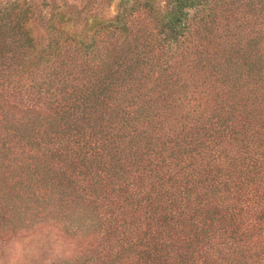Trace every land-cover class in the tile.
Returning <instances> with one entry per match:
<instances>
[{
  "label": "trees",
  "instance_id": "obj_1",
  "mask_svg": "<svg viewBox=\"0 0 264 264\" xmlns=\"http://www.w3.org/2000/svg\"><path fill=\"white\" fill-rule=\"evenodd\" d=\"M31 3L0 0V247L52 227L78 251L52 264H264V0H119L84 33Z\"/></svg>",
  "mask_w": 264,
  "mask_h": 264
},
{
  "label": "rangeland",
  "instance_id": "obj_2",
  "mask_svg": "<svg viewBox=\"0 0 264 264\" xmlns=\"http://www.w3.org/2000/svg\"><path fill=\"white\" fill-rule=\"evenodd\" d=\"M31 1L40 23L43 25L48 15L49 4L52 1L56 3L63 0H28ZM69 6L74 5L80 10L78 22L74 24L75 28L84 33L83 26L85 21H92L93 18H105L112 15L117 8L119 0H65ZM162 4L164 0H156ZM38 23V22H37ZM39 23V24H40ZM38 38L47 35L44 27L37 25ZM75 243L67 238L61 230L48 227L40 229L34 233L28 234L22 238L9 237L3 240V246L0 247V264H46L51 263L60 254L77 253ZM83 258L78 257L81 261ZM73 264H77L76 262Z\"/></svg>",
  "mask_w": 264,
  "mask_h": 264
}]
</instances>
